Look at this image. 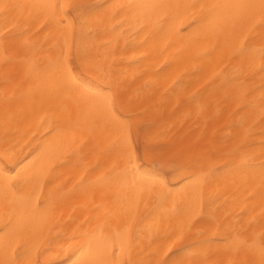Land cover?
I'll return each instance as SVG.
<instances>
[{"label":"snow or ice","instance_id":"6c2138e0","mask_svg":"<svg viewBox=\"0 0 264 264\" xmlns=\"http://www.w3.org/2000/svg\"><path fill=\"white\" fill-rule=\"evenodd\" d=\"M0 7L33 9L47 20L44 27L63 28L68 32L78 29L81 36L86 29L92 35L89 25L102 27L111 37L104 42L105 56L109 45H118L120 40L134 47L137 38L143 37V42H147L149 38L166 36L172 31L175 19L191 14L196 24L193 45L201 41L209 45L197 53L198 58L227 49L230 58L239 61L235 69L239 75L257 59L259 70L264 73V0L209 4L130 0L125 4L42 3ZM69 8L72 12L65 11ZM25 35L26 31L19 33L20 37ZM27 47L16 37L0 36V56L5 65L18 61L27 64L29 71L36 75L42 97L50 101L40 126L45 127L46 136L51 140L27 164L19 161L20 168L15 173L6 170L7 174L0 176V220L3 222L0 264H53L46 257L54 247L62 252V239L70 229L76 233L71 238L76 241L78 254H74L69 264H223L210 258L209 249L204 247L209 241L180 244L172 256L165 252L163 259L144 258L146 250L155 243L149 237L145 245L144 232L152 233L155 229L158 239L161 226L179 218L176 228L166 238L173 235L176 240L184 238L204 219L205 184L219 178L201 171L184 176L178 186H169L138 164L139 147L133 145L131 136L137 114L124 99L121 81L104 74L100 78L106 87L101 89L89 79L90 75L102 72L99 57L91 55L94 44L77 43L73 57L61 49L57 55L49 56L46 63L31 59ZM261 87L264 88V83ZM260 104L264 105V94ZM52 148L55 153L49 152ZM143 149L145 156L153 151L147 141ZM89 156L103 157L107 168L100 178H91L102 165H92ZM65 166L73 169L83 166L87 175L74 180L71 173L57 174V167ZM21 169L25 171L22 173ZM250 176L259 177L260 195L264 200V159L257 164L238 148L224 178H231L235 184L237 178L247 183ZM101 181L108 182L109 197L95 208L94 219L85 217L86 227L79 226L78 231L71 228L78 219L72 212L76 207H86L76 201ZM38 191L45 193L42 198L36 195ZM145 192L155 201L152 209L143 201ZM247 198L254 199L255 195L249 193ZM142 202L147 210L144 213L140 209ZM17 203L22 206L21 211L16 210ZM69 207L72 212L68 211ZM229 236V250L235 256L229 264H264V227L259 232L243 225L232 227Z\"/></svg>","mask_w":264,"mask_h":264},{"label":"bare ground","instance_id":"6f19581e","mask_svg":"<svg viewBox=\"0 0 264 264\" xmlns=\"http://www.w3.org/2000/svg\"><path fill=\"white\" fill-rule=\"evenodd\" d=\"M130 0H0V5L26 6L42 3L60 4H125ZM152 3L157 0H138ZM187 3H233L240 0H181ZM72 12V9H65ZM31 13V19H29ZM73 15L75 13L73 12ZM19 22V26H18ZM47 20L38 16L36 11L26 7H0V36L18 38V42L28 45L26 51L35 61L47 62L49 56L57 55L61 49L70 57L75 55L77 43L94 44L91 55L99 57L102 72L89 76L101 89L106 83L100 78L104 74L121 81L125 101L137 114L136 125L132 129V141L138 146V164L158 176L169 186L179 185L184 176L201 171L211 172L218 180L206 183L203 190V221L196 224L181 240L173 235L166 238L178 223L174 218L171 223L161 226L159 238L155 229L152 233L144 232L145 245L148 238L155 240L152 248L146 250L144 258L163 259L164 253L172 256L180 244H192L209 241L204 244L209 249L212 260L229 264L235 259L229 250V233L232 227L254 229L259 232L264 227V200L261 199L259 177H249L247 183L239 178L233 184L232 179L224 178L226 169L235 158V151L242 152L259 163L264 159V105L260 104L264 94V73L259 70L260 61L239 75L235 69L239 61L230 58V52L217 50L211 56L198 58L209 45L201 41L193 45L196 39V24L191 16L182 15L172 22V31L163 37L137 38L134 47L120 40L111 44L105 56L104 42L110 39L103 28L89 25L92 35L86 29L83 36L78 29L68 32L63 28H47ZM27 24V28H25ZM191 26V27H190ZM21 31L26 35L19 36ZM67 40V45L65 41ZM43 102V108H42ZM50 101L42 97L35 73L22 61L5 65L0 56V176L6 170L15 173L20 168L19 161L25 164L47 145L51 137L46 136L45 127L40 126L41 117L45 116ZM67 103L71 104V101ZM150 142L153 151L147 156L144 143ZM55 148L49 152L55 153ZM55 160V156H53ZM88 161L102 166L92 173L91 178H100L107 165L103 157L89 156ZM56 160V164H59ZM25 169H21L23 173ZM57 174L71 173L74 180L87 175L83 166L57 167ZM107 181H101L94 190L80 197L72 212L78 219L71 225L73 229L87 226L85 217L94 219L95 208L109 197ZM253 193L254 199H248ZM43 191L37 196L43 197ZM11 198V195H10ZM211 198V199H210ZM214 200V202H211ZM143 201L152 209L155 201L143 194ZM16 210L22 206L17 203ZM171 207V203L167 205ZM141 213L147 211L145 204L140 205ZM201 211V209H197ZM199 219V216H197ZM146 221L145 224L149 223ZM0 220V227H2ZM145 224L140 227L145 228ZM71 229L62 239L63 250L53 248L46 259L53 264H69L76 253L75 235ZM176 235H179L177 232ZM175 241V243L173 242ZM171 246V251H169ZM158 250V252H157Z\"/></svg>","mask_w":264,"mask_h":264},{"label":"rangeland","instance_id":"374dc122","mask_svg":"<svg viewBox=\"0 0 264 264\" xmlns=\"http://www.w3.org/2000/svg\"><path fill=\"white\" fill-rule=\"evenodd\" d=\"M140 149V148H139ZM140 151V150H139Z\"/></svg>","mask_w":264,"mask_h":264}]
</instances>
